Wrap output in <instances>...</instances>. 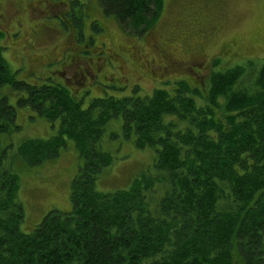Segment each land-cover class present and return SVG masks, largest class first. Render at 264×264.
I'll use <instances>...</instances> for the list:
<instances>
[{
    "label": "trees",
    "instance_id": "trees-1",
    "mask_svg": "<svg viewBox=\"0 0 264 264\" xmlns=\"http://www.w3.org/2000/svg\"><path fill=\"white\" fill-rule=\"evenodd\" d=\"M128 36L151 31L163 0H98ZM0 49V91L19 94L57 134L13 143L16 109L0 96V264H264V63L212 72L201 87L177 82L151 96L92 98L87 107L60 85L17 80ZM122 120V135L152 148V172L126 188L100 192L113 163L104 130ZM67 141L80 159L70 210L50 211L23 232L16 159L36 167ZM101 180V179H100Z\"/></svg>",
    "mask_w": 264,
    "mask_h": 264
},
{
    "label": "rangeland",
    "instance_id": "rangeland-1",
    "mask_svg": "<svg viewBox=\"0 0 264 264\" xmlns=\"http://www.w3.org/2000/svg\"><path fill=\"white\" fill-rule=\"evenodd\" d=\"M54 2L61 3L62 6L57 7L62 8L59 11L53 8L51 9L56 11H46ZM34 3L24 4V12H29L35 6L33 13L35 19L29 21L28 13L22 14L20 31L15 37L14 35L9 38L3 35L0 37L2 57L10 71L16 74L17 80L31 85L43 84L45 75L43 69L33 74L35 68L33 62L40 57V54L44 56L43 62L47 57L46 50H49L50 54H56L58 58L62 50L70 51L73 45L77 48L84 47L83 45L89 43L90 38L93 40L90 41L89 47L93 52L95 48L105 50L107 54H109L108 50L112 54H119L122 51L123 55L125 54L123 58L128 59L127 62L116 60L118 63L115 65V71L102 70L101 67L102 74L108 77L107 82L101 80L98 74H94L95 78L88 77L86 80V87L84 84L79 85L80 93L74 94L69 89L78 100L86 88L81 99L83 108L87 107L92 98L132 95L134 86L138 87V95L151 96L153 89H160L164 82H174L183 78L189 87H201V83L206 82L212 72H222L249 63L258 68L264 63V0H163L162 13L156 25L150 33L139 38L128 36L114 19L104 16L98 0H34ZM197 16L207 21L209 25L217 23L218 28L215 36L202 52L203 58L194 63L193 68L199 71L201 77L195 79L191 73L185 74L179 70L166 72L163 69L155 73L151 71V76L147 73L149 78L143 77L142 74L140 77L137 73L138 66L133 60L140 58L145 60L144 56L152 53L150 43L155 40L154 34L163 33L165 30L171 32V40L166 39V42L174 47L170 55L178 60L182 54L176 45L181 44L197 24ZM41 22L54 29L52 37L41 34L42 39H38L35 50L25 49L24 54L21 53L20 48L27 42V34L31 33L30 28H39ZM0 24H2L0 31L3 33L15 32L14 25L4 24L1 20ZM100 25L104 28V32L98 30ZM67 34L72 36L74 44ZM53 48H56V53ZM130 52L136 53L132 60L129 58ZM152 56L156 61L155 56ZM98 58L106 59L104 54ZM149 58L147 56V59ZM81 64L89 70L87 63ZM49 69L54 70L50 66L47 70ZM115 78L119 80L109 81ZM172 85L174 86L169 83L167 87ZM0 96L7 97L9 104L16 109L15 121L19 131L9 137H1L3 146L9 142L13 143V148L9 150L12 159L16 158L13 156L15 148L23 141L46 140L57 134L58 122L50 125L31 110L17 108L16 101L19 94L4 87L0 91ZM121 126L122 120L118 117L108 122L104 130L101 148L110 153L114 160L106 171L107 175H103L97 181L96 188L100 192L126 188L137 175L146 171L152 172L155 151L149 147L136 148L132 141L133 137L130 139L123 137ZM80 163L74 143L71 141L66 142L55 158L36 167H29L20 159H16L14 171L20 179L18 196L24 211L21 224L23 232H30L52 210L59 212L70 210V184L78 172Z\"/></svg>",
    "mask_w": 264,
    "mask_h": 264
},
{
    "label": "flooded vegetation",
    "instance_id": "flooded-vegetation-1",
    "mask_svg": "<svg viewBox=\"0 0 264 264\" xmlns=\"http://www.w3.org/2000/svg\"><path fill=\"white\" fill-rule=\"evenodd\" d=\"M24 4L33 5L35 3L34 0H0L1 22L7 25L15 26V32L6 34L0 31V37L2 35L7 38H9L11 35H14L15 37L16 33L20 31V20L22 19V14L28 13L27 17L29 21L30 20L33 21L35 19L33 14L35 6L29 12H24L25 11ZM58 5L62 6L61 3L54 2L51 4L49 9H46V11L52 10L51 8L59 11L62 7L61 8L57 7ZM56 10H52V11H56ZM196 18L198 20L197 24L191 29V31H189L186 39L181 44L176 45L182 54V57L178 60L172 58L170 54H171V50L174 49V47L166 42V39L171 40V36H170L171 32L165 30L163 33L154 34L155 40L153 41V43H150L152 53L145 55L144 56L145 60H142L141 58L133 60L134 64L138 66L137 73L140 77H142L141 76L142 74L143 77L149 78L148 75L151 76V71L155 73V71L158 70L161 71V69H163L166 72H170V70H177V71L179 70L185 72V74L191 73L195 79L201 77L199 71L193 68L194 63H197L199 59L203 58L202 52L204 51L206 45L215 36L218 28H217V23L209 25L208 22L204 21L201 17L197 16ZM1 25L2 24H0V26ZM30 29H31V33L29 35L27 34L28 36L27 42H25L24 45L20 48L22 51L21 53L23 54L25 52L24 51L25 49L35 50L34 48H36L37 45L36 43L38 39L39 40L42 39L41 34H43V36L49 35V37L51 38L52 31H54L52 27L47 26L44 22H41V26L39 28L34 27V29L33 28ZM98 30H100V32H104V28L102 27V25H100V28H98ZM148 33H150V31ZM67 36L71 37L72 44H74L72 36L68 34ZM91 40L93 39L90 38L89 43L87 42L85 45H83L84 47L80 46L77 48L74 45L72 47L71 44L72 47L70 48L71 50L70 51L62 50V53L58 58L56 54L53 53L50 54V51L46 50L45 56H47L48 58L46 57V60L44 62H43L44 56L42 54H40V57L33 62L34 67L38 68V69L34 68L33 74L35 72L39 73L40 69H43V72L45 74L43 77L44 82H50L52 84L62 86L68 91L70 96L74 99H76V96H73L72 93L77 94L80 91L79 85L81 84H84V87H86L87 86L86 80L88 79V77L95 78L94 74H98L101 80L107 82L108 77L102 74V70L109 69L110 71H115L116 69L115 65H117L118 63L116 62V60L127 62L128 59L123 58L125 54L123 55L122 51H120L119 54L117 53L112 54L111 51L108 50L109 54H107L105 50H101V49L99 50L95 48V52H93V50L89 47ZM101 45L105 46L104 43H101ZM52 50L54 51V53H56L55 51L56 48H53ZM103 54L105 55L106 59L98 58L100 55ZM135 54H136L135 52H130L129 58L131 60L134 59L136 56ZM152 55L155 56L156 61ZM147 56L150 58L147 59ZM80 63H85V64L87 63L89 70L85 68L84 64L80 65ZM156 63L159 64V66H156L157 65ZM49 66L54 70L53 71L51 69L47 70ZM101 67L102 70H100ZM147 73L150 74L147 75ZM58 76L60 77V79H58ZM117 79L119 80V78H115V79H109V81H116ZM174 82L173 81L164 82L161 84L162 86L160 87V89L171 88L173 85L167 87L169 83L174 84L172 88L175 87V84L177 82H185L188 85V83L184 81L183 78L174 80ZM203 84L204 83H201V85ZM65 86L68 88H66ZM73 87L77 89H72ZM69 89L72 91V93L70 92ZM84 92H86V88L82 92L83 95L85 94ZM83 95H80L78 100L81 101Z\"/></svg>",
    "mask_w": 264,
    "mask_h": 264
}]
</instances>
